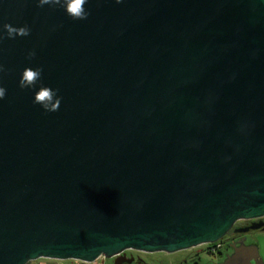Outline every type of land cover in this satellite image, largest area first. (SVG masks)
I'll return each instance as SVG.
<instances>
[{
  "label": "water",
  "instance_id": "1",
  "mask_svg": "<svg viewBox=\"0 0 264 264\" xmlns=\"http://www.w3.org/2000/svg\"><path fill=\"white\" fill-rule=\"evenodd\" d=\"M85 8L0 0V264H132L264 218V0ZM27 67L58 111L20 87ZM224 264L264 263L252 245Z\"/></svg>",
  "mask_w": 264,
  "mask_h": 264
},
{
  "label": "clouds",
  "instance_id": "2",
  "mask_svg": "<svg viewBox=\"0 0 264 264\" xmlns=\"http://www.w3.org/2000/svg\"><path fill=\"white\" fill-rule=\"evenodd\" d=\"M122 0H116V3H121ZM88 0H38V6L43 7L44 5H59L64 8L67 15L73 20H86L88 19L90 12L86 11L85 5ZM4 29L6 30V36L9 39H15L17 36L27 37L30 35L31 30L28 26L14 27L11 24H5ZM5 36L0 33V41H3ZM35 51H32L28 55V59L35 57ZM5 72L3 65H0V73ZM42 68L27 67L22 73L20 80V87L22 89H35L37 84H40V88L35 93L34 103L39 104L46 112H56L60 109L62 97L58 96V89H52L51 87L44 86L42 83ZM6 97V89L0 86V100Z\"/></svg>",
  "mask_w": 264,
  "mask_h": 264
},
{
  "label": "flooded vegetation",
  "instance_id": "3",
  "mask_svg": "<svg viewBox=\"0 0 264 264\" xmlns=\"http://www.w3.org/2000/svg\"><path fill=\"white\" fill-rule=\"evenodd\" d=\"M259 222L264 223V218L259 220H241L237 222L232 230L221 241L215 244L203 245L194 248L193 250L191 249V251L187 250L190 252L181 258L182 264H189V262L198 264L196 256L199 251L205 252L210 256L223 255L226 259L227 256L234 253L237 247L254 245V242L256 241L254 239L255 235L257 236L260 233H264V229L252 230L254 224ZM244 230L248 231L244 233ZM127 254L128 256L135 258V261L132 264H149L146 259L142 258L141 255L136 252H129Z\"/></svg>",
  "mask_w": 264,
  "mask_h": 264
},
{
  "label": "rangeland",
  "instance_id": "4",
  "mask_svg": "<svg viewBox=\"0 0 264 264\" xmlns=\"http://www.w3.org/2000/svg\"><path fill=\"white\" fill-rule=\"evenodd\" d=\"M254 239L256 240V241L254 240L255 241L254 245L258 247L260 258L263 260L264 263V233H260L257 236L255 235ZM190 251L187 252L184 251L175 254H167V253L146 254L139 252L136 253L140 254L142 258L146 259L149 264H182L181 258L185 254H189ZM196 261L198 264H224L226 262V259L224 258L223 255L210 256L205 252L199 251V253L196 256ZM39 262H43L44 264H84L82 262L72 261V260L69 261L40 260ZM92 264H113V260L100 259ZM189 264H193V263L189 262Z\"/></svg>",
  "mask_w": 264,
  "mask_h": 264
},
{
  "label": "crops",
  "instance_id": "5",
  "mask_svg": "<svg viewBox=\"0 0 264 264\" xmlns=\"http://www.w3.org/2000/svg\"><path fill=\"white\" fill-rule=\"evenodd\" d=\"M49 261H50V260H49ZM38 263L44 264L43 262H39V261L31 262V263H29V264H38Z\"/></svg>",
  "mask_w": 264,
  "mask_h": 264
},
{
  "label": "trees",
  "instance_id": "6",
  "mask_svg": "<svg viewBox=\"0 0 264 264\" xmlns=\"http://www.w3.org/2000/svg\"><path fill=\"white\" fill-rule=\"evenodd\" d=\"M61 263V262H60Z\"/></svg>",
  "mask_w": 264,
  "mask_h": 264
}]
</instances>
